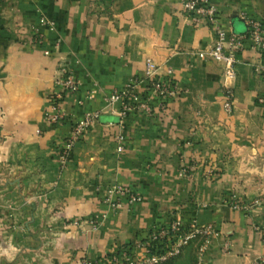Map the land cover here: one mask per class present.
Listing matches in <instances>:
<instances>
[{
  "label": "crops",
  "instance_id": "0c3cea01",
  "mask_svg": "<svg viewBox=\"0 0 264 264\" xmlns=\"http://www.w3.org/2000/svg\"><path fill=\"white\" fill-rule=\"evenodd\" d=\"M211 3L229 35L246 33L244 16L264 20V0ZM213 42L210 27L192 24L180 0H0V264H77L123 248L139 256L136 244L153 229L193 217L212 223L230 249L199 237L160 264H253L264 255V202L252 200L264 194V105L257 102L264 74L253 71L264 52L242 40L235 77L225 81L227 113L222 65L207 54ZM146 57L161 77L172 69L177 93L163 108L151 97L149 111L119 117L120 104L108 107L104 96L140 76ZM62 65L80 88L58 101L66 115L53 121ZM98 110L61 164L75 122ZM109 185L141 200L121 199L112 209L103 201ZM231 194L248 209L223 203ZM9 223L17 228L5 230Z\"/></svg>",
  "mask_w": 264,
  "mask_h": 264
},
{
  "label": "built area",
  "instance_id": "2783aa9c",
  "mask_svg": "<svg viewBox=\"0 0 264 264\" xmlns=\"http://www.w3.org/2000/svg\"><path fill=\"white\" fill-rule=\"evenodd\" d=\"M182 10L192 24H207L213 35L214 42L207 51L208 56L215 62L222 65V78L226 88V96L223 100V107L227 113L233 109L232 92L230 85L225 81L233 80L235 77V64L237 62L236 54L242 47V40L248 39L251 46L260 53L264 52V20L252 17H245L246 33L228 34L224 27L216 21V9L211 0H180ZM40 24L50 26L51 23L46 18L40 17ZM41 38L36 39V43H41ZM45 55L50 54L49 49H44ZM60 74L54 79L56 90L52 93L53 112L48 117L56 121L65 117V112L58 105L64 94H76L79 91L80 83L74 73L66 66L60 67ZM253 71L258 74H264V61L253 65ZM172 69L167 68L164 77L159 74V65L150 57L144 60V67L140 76L132 77L122 88L115 89L104 96L108 107L115 103L120 104L117 112L119 117H124L127 112L138 108L146 111L150 110V98L157 100L158 105L163 108L167 99L177 93V86L173 83L170 76ZM144 85L143 92L139 91V86ZM94 91L90 90L85 94V98L91 99ZM82 98L76 100L77 104H83ZM257 102L264 105V95L257 97ZM106 110V109H105ZM103 111H87L81 119L77 120L72 127L70 134L65 138L62 147L59 149V161L66 163L69 159L74 143L89 129L92 123L98 119ZM118 151L122 146L117 147ZM183 176H186L187 169L183 167L180 170ZM121 199H125L127 204L133 205L141 200V196L130 188L121 185H109L105 188L103 201L112 209L120 208ZM234 210H247V204L236 194H231L223 199ZM86 221L95 227L97 224L96 215L87 217ZM78 224L77 221L74 222ZM204 238L208 243L210 240L222 239V234L212 223H202L193 217L189 220L173 218L169 223L153 229L146 238L136 244L138 249L142 250L139 256H136L131 249H118L100 258H81L77 264H160L177 257L182 249L196 238ZM231 242L223 238L220 242L222 252L230 249ZM253 264H264V255L258 258Z\"/></svg>",
  "mask_w": 264,
  "mask_h": 264
},
{
  "label": "rangeland",
  "instance_id": "374dc122",
  "mask_svg": "<svg viewBox=\"0 0 264 264\" xmlns=\"http://www.w3.org/2000/svg\"><path fill=\"white\" fill-rule=\"evenodd\" d=\"M252 200H256V202H264V194L263 195H258V196H256L255 197V199H252ZM7 218H13V214H12V212L10 211V214L8 215V217ZM21 226L23 227V225L21 224ZM17 228V226H15L14 225V223H9L8 225H7V227H5V230H8V231H10V230H14V229H16ZM8 247H9V245H7ZM6 247H4V249H5ZM9 248H11V247H9ZM1 250V249H0ZM7 260V259H6ZM9 260H11V259H8L7 261H9ZM6 264V263H5Z\"/></svg>",
  "mask_w": 264,
  "mask_h": 264
}]
</instances>
